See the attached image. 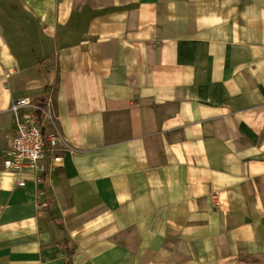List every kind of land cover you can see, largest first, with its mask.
<instances>
[{"label": "crops", "instance_id": "crops-1", "mask_svg": "<svg viewBox=\"0 0 264 264\" xmlns=\"http://www.w3.org/2000/svg\"><path fill=\"white\" fill-rule=\"evenodd\" d=\"M0 264H264V0H0Z\"/></svg>", "mask_w": 264, "mask_h": 264}, {"label": "built area", "instance_id": "built-area-1", "mask_svg": "<svg viewBox=\"0 0 264 264\" xmlns=\"http://www.w3.org/2000/svg\"><path fill=\"white\" fill-rule=\"evenodd\" d=\"M10 77L11 73L7 72L6 78L9 79ZM26 107H32L34 115L18 125L17 132L4 154V168L11 173H19L23 169H29L35 175L40 176L47 172L45 160L48 153L44 125L41 122L43 118L44 121H51L53 115L47 106L33 104L26 98L14 100L10 110L19 113ZM38 113L42 114L41 120Z\"/></svg>", "mask_w": 264, "mask_h": 264}, {"label": "trees", "instance_id": "trees-1", "mask_svg": "<svg viewBox=\"0 0 264 264\" xmlns=\"http://www.w3.org/2000/svg\"><path fill=\"white\" fill-rule=\"evenodd\" d=\"M38 104H40L41 106H46L45 105V102L42 100V101H39V103ZM38 117H39V119L41 120L42 119V114L41 113H38Z\"/></svg>", "mask_w": 264, "mask_h": 264}]
</instances>
